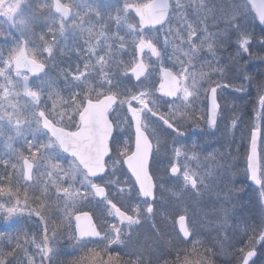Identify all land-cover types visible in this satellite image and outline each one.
Instances as JSON below:
<instances>
[{"label": "rangeland", "instance_id": "374dc122", "mask_svg": "<svg viewBox=\"0 0 264 264\" xmlns=\"http://www.w3.org/2000/svg\"><path fill=\"white\" fill-rule=\"evenodd\" d=\"M2 1L4 0H0V4ZM45 1L49 2L48 0H13L0 11V86H11L2 89L6 91V96H0V151H4L0 154V175L13 172L11 174L13 176L6 179V181L12 180L11 192H0V208L5 205L9 208L15 207L17 196L21 201L25 199V195L28 199L27 205L22 202L19 204L23 215L17 213L10 224L0 217V254L9 249V240L13 244L18 237L28 236L27 243L23 239L20 240L24 241L21 243L23 249L14 254L16 264H29L32 259L35 264L45 262L40 249L31 239L35 234L36 243L43 245L42 226L28 213L39 206L37 196L43 185L47 183L51 186L54 179L43 176L44 182L39 187L34 185L32 193L27 189L25 192L19 180L22 157L27 154L29 143L40 144L50 138L49 133L40 128L37 104L47 110L48 116L56 124L60 123L67 129L75 128L79 123V115L76 112L83 107L87 99L100 98L119 86L112 80L111 69L116 71L122 69L121 72L126 77L125 81L127 80L126 73L136 63V48L145 39L153 42L159 49L160 60L164 66L175 69L177 73L183 68L190 74L186 82L180 81V86L185 83L190 88L193 83L196 85L192 89L196 94L190 101L191 107L187 109L191 117L181 126L186 135L172 139H175L177 144L186 146L187 149H192L195 145L194 151L199 159L188 161V167L182 171L181 176L169 177L164 164L171 163L168 159L172 155L171 139L162 145L161 164L154 170L159 182L154 220L157 219L159 222L148 221L152 219L145 211L149 203L140 201L132 189L134 194L132 199L138 201L142 220L133 231V236L136 235L133 240L138 242L137 247H140L138 251L145 259L144 264L148 261H152L149 264H158L154 261L161 256L167 257L170 250L182 249L184 243L175 233V218L181 213L187 214L195 234L202 237L201 242L198 243V253L204 254L208 264H213V257L217 261L233 259V242L239 243L242 240L240 236L246 233L255 236L256 239L252 241L250 247L259 251L258 264H264V168L262 167L261 187L253 186L251 191H245L244 184L245 181L249 182L248 159L252 132L261 129L264 134V116H262L264 101L261 100V97H264V59L254 61L256 57L249 53L252 41L247 38L245 32H242V28H247L254 18L257 20L248 1L170 0L168 22L156 32L141 30L137 19L125 9L123 15L121 12L117 14L118 19L115 13L110 15L108 11L112 9L121 11L123 3L129 5L133 2L140 6L139 4L147 0H121V2L118 0L117 4L116 1L94 4L91 0H87L91 8L88 22L96 28H104L107 32L103 29L95 31L92 27L86 28L82 21L75 19L66 22L63 18L54 17L50 3L43 6ZM67 1L71 4V0ZM96 10L102 12L104 20L100 21L101 23H98L100 16L94 15ZM109 16L117 20L114 30L107 21ZM76 22L79 23L74 25ZM50 24L57 27L55 36L40 38L39 29ZM234 32L239 37L236 43L235 37L231 34ZM31 44L34 53L40 55L43 53L41 56H45L46 59L49 55L53 57L52 67L54 62V67L57 68L56 71L54 69L50 75L45 76L43 82L41 78L29 75V72L22 73L16 69L15 58L18 52L23 46L28 49ZM232 44H237L236 49L244 52L245 55H240L238 58L239 54L233 53L232 58L227 57L229 55L225 53V49ZM45 48L51 49V52H45ZM132 49L134 54L131 52ZM261 50L264 51L263 48ZM145 61L153 66L158 63L157 59L153 60L149 56ZM85 69H88L89 73L92 70L86 77V71L79 72ZM73 73L81 77L77 76L73 79ZM156 79V75L153 74L151 81L143 83L142 87L148 95L141 99H150L155 94ZM258 80L260 84H252ZM244 81L245 84L241 87ZM74 82L76 85L72 84ZM213 86L219 87V98L224 108L218 129L210 132L207 128L208 95ZM29 88L41 91L39 101L27 94ZM125 90L122 103H133L136 94L129 93L128 89ZM163 105L166 107L165 101L157 98L153 108L160 111ZM247 105H250L248 117H246ZM184 107L181 101V111ZM144 112L147 115L146 107ZM199 116H203V119H198ZM147 118L151 119L150 116ZM241 118L246 120L245 124L241 123ZM72 121L75 124H72ZM120 121H123L121 117L117 122L118 136L122 135L123 129L126 130L125 125ZM241 129L245 130V135L247 129L249 130L246 139L239 135L241 140L237 141L236 145V148L241 150L243 142L247 144L248 152L246 155L242 154L245 160L244 174L237 173L240 172L239 159L230 158V166L225 163L227 152L223 150L227 138L222 132L227 131L235 141L236 134H239ZM51 151L56 159L61 160L65 166L68 165L71 159L65 158L64 152L58 145ZM180 163L181 165L186 163L183 157ZM5 164L8 172L5 171ZM109 166V176L105 183L113 180L123 185L125 192L128 188H133L125 173H121L122 166L119 163L115 165L116 174L120 176L119 180H116L115 174L112 173L113 162L110 161ZM185 172L195 176L194 187L191 182H185L183 179ZM108 187L112 194L111 184H108ZM112 196L120 199L116 194ZM5 199L9 200V203ZM81 206L92 207L83 202ZM129 210L131 211L132 208L129 207ZM46 215L52 216L55 213L48 211ZM48 235L51 239L50 227ZM66 241L62 238L52 239L56 253ZM137 247L130 251L134 252ZM246 252L242 254L239 264L242 263ZM174 255L176 256V253Z\"/></svg>", "mask_w": 264, "mask_h": 264}, {"label": "snow or ice", "instance_id": "6c2138e0", "mask_svg": "<svg viewBox=\"0 0 264 264\" xmlns=\"http://www.w3.org/2000/svg\"><path fill=\"white\" fill-rule=\"evenodd\" d=\"M137 48L138 50L140 48L151 50L152 53H155L158 63L156 66L151 63L135 64L126 75L131 76L137 84L142 81L148 83L151 81L152 75H156L155 94L150 99H141L148 93L140 91L133 97L131 107L138 109L137 114L133 116L132 112H128L126 116L128 125L132 129V143H126L124 135H117L114 124L113 135L108 144L109 150L100 166H95L92 158L81 153L77 148L64 145L52 127L53 122L37 104L40 128L50 133V138L47 142L40 144L30 142L27 154L22 157L21 167L24 168V179L27 182L25 192L27 186L33 184L35 179L33 173L37 168L42 170L40 175H46L49 179H54L51 186H48L47 183L43 185L38 196L39 206L28 213L34 216V219L39 221L42 226L43 245L36 243L35 234L32 235L31 239L35 246L40 249L44 260L48 264H51L56 252L52 245V239L57 238L66 239L69 247L78 249L82 253L81 255H69L65 264H128L123 259L122 252L126 238L130 240L134 229L142 223L139 204L138 201L132 199L134 195L132 188H128L125 192L123 185L117 184L113 180H108L105 183V180L109 176L108 162L110 161L113 162L112 173L115 174L116 180L120 179V176L116 174L115 165L117 163L124 168L125 175L130 174L125 159L130 157L131 153L136 152L137 139L140 142L141 166L143 167L146 161V175L151 178V187L144 186L142 179H137L134 187L139 200L147 199L150 201L145 209L149 216L156 211L154 170L161 164L162 145L171 139L172 155L168 158L171 163L164 164L169 177L181 176L182 171L188 167V161L199 159L194 151L195 145L192 146V149H187L186 146L177 144L175 139H172L186 135L181 126L191 117L187 109L191 107L190 101L196 94L192 90L196 87L195 83L191 88L185 83L171 92L159 91L164 79H175L179 84L181 80L186 82L190 74L183 68L181 72L176 73L164 66L160 60L159 49L151 42L138 45ZM45 52L50 53L51 49L45 48ZM46 69L47 64L37 62V67L33 69V73L40 74L45 72ZM157 69L159 70L157 71ZM73 76L75 77V74ZM9 87L11 86H0V96H6V91L2 89ZM212 91L214 93L216 90L212 89ZM27 94L37 101L41 98V91L29 88ZM157 98L164 100L166 104V107L161 108L160 111L153 108ZM261 100L264 101V97H261ZM181 101L185 105L182 111L180 109ZM211 101L213 105L212 113L207 123L214 130L217 124L218 101L215 96H212ZM138 106L146 107L147 115H145L144 107L138 108ZM253 115L255 116V113ZM148 116L151 117L150 120L147 118ZM198 119L202 120L203 116H199ZM172 133L175 135H171ZM57 144L61 146L66 159L69 156L71 157L67 166L52 154L51 150ZM181 157L186 162L184 165L180 163ZM5 167H7V164H5ZM183 179L185 182H191L193 187L196 184L195 176L190 172H185ZM108 184L112 186V194L120 197L119 200L112 198ZM2 191L11 192L10 185L0 184V192ZM16 200L15 207L9 208L5 205L0 208V217H3L6 223L10 224L17 213L23 215L19 204L22 202L27 205V195H25L23 201H20L18 196ZM81 202L90 204L92 207L81 206ZM129 207L132 208L131 211ZM48 211L54 212L55 215H46ZM175 219L176 222L183 221L185 225L183 229L177 227L178 238L190 244L191 247L178 250L175 259L172 261H169L167 257H163L162 264H199L197 251L199 240L189 223L187 214H178ZM49 227L51 229V239L48 235ZM21 239L27 243L28 236L18 237L15 244H12L9 240V249L0 254V264H16L14 254L18 248L23 247L20 243ZM29 264H35L34 259L30 260Z\"/></svg>", "mask_w": 264, "mask_h": 264}, {"label": "water", "instance_id": "95a60500", "mask_svg": "<svg viewBox=\"0 0 264 264\" xmlns=\"http://www.w3.org/2000/svg\"><path fill=\"white\" fill-rule=\"evenodd\" d=\"M253 8L255 9L259 22L264 25V0H249ZM133 9L137 17L140 20L141 26L145 28L159 27L161 26L169 17V0H153L149 4L143 7H128ZM56 10L61 12L66 19L71 16V10L69 7L64 6L59 0L56 1ZM146 48L139 49V63H144L142 59V52ZM155 54V53H154ZM27 56L26 51L23 52L17 58V68L22 69L23 59ZM32 63V68L37 67V62L28 59ZM145 64V63H144ZM44 73V72H43ZM42 74V73H40ZM35 74V75H40ZM179 86L175 79H164L163 83L160 85V91L171 92ZM216 91H210L209 95V111L208 120L212 113V96H215L218 101L217 105V123L221 110V106L218 100V88H213ZM117 98L114 96H106L98 102L88 101L84 111L81 113L82 126L77 132H72L52 124V127L56 135L63 141L64 145L72 146L77 148L81 153L87 154L93 160L95 166H100L103 163V158L107 156L109 140L113 134V125L109 119V112L116 105ZM133 116L137 112H132ZM208 127L210 130L214 131L212 127ZM261 142V131H254L252 137L251 153L249 158V177L251 183L255 186L261 185V161H260V151L259 145ZM130 161V162H129ZM125 164L128 166V170L134 177L135 181L137 179H142L144 181V186L151 187V178L147 177V167L146 161L143 167L141 166L140 157V142L137 139L136 152H133L130 157L125 159ZM157 189V187H156ZM87 226V225H86ZM183 229L185 227L183 221L177 222V227ZM258 258V251H249L242 264H252Z\"/></svg>", "mask_w": 264, "mask_h": 264}, {"label": "trees", "instance_id": "16d2710c", "mask_svg": "<svg viewBox=\"0 0 264 264\" xmlns=\"http://www.w3.org/2000/svg\"><path fill=\"white\" fill-rule=\"evenodd\" d=\"M122 15H123V13H122ZM111 23H112V25H116L117 20H115L112 17ZM242 32H245L247 38H250L251 41H252L251 47L249 49V53H251L252 56L256 57V58H254V61L256 62V61H258L260 59H264V51L261 50V48L264 49V42H262V41H264V30L256 22V19L254 18V20H252V22L250 23V25L247 28H242ZM231 34H233V36L235 37V43H236L237 39L239 38V37H237V33L234 32V33H231ZM234 44H232L231 46H228L225 49V53L227 55H229L227 57H231L232 58L234 56L233 53L239 54L238 58L240 57V55H245L244 52H239L236 49L237 48V44L236 45H234ZM238 58L236 60H238ZM236 60H235V62H236ZM248 60L249 59L247 58V61ZM54 69L56 71L57 68L54 67V66L52 67V65H50V68L48 69L49 71H48L47 74L50 75L51 71H53ZM111 70H113V71H111L113 82L114 83L116 82V84L119 85L116 89H114V92L117 93V94H121L122 93L121 97H123L122 95L126 93L125 89H128L129 93H131V94L138 93V92H140L142 90V88H143L142 85L133 83L132 78L129 75L127 76V80L125 81L126 77H125V74H123L121 72L122 69H121V71L120 70L116 71L114 69H111ZM242 80H244V79H242ZM260 83L261 82L258 80V81H256L255 83H252V84L256 85V84H260ZM244 84H245V81L243 82L241 87ZM43 109L46 110L45 108H43ZM248 115L250 116V108L249 107H247V109H246V117H248ZM262 116H264V110H263V115ZM242 118L240 119V121H241V123L245 124L246 120L244 121V120H242ZM76 120H77V118H76ZM248 132H249V130L247 129L246 135H245V130H242V129L239 130V134H236L235 141L229 136V133L227 131H223L222 132V133H224L226 135V138H227V141L224 140L226 142V144L223 146L224 152H227V157H226L227 160L225 161V163L230 166L231 165L230 164V158H233L235 160L239 159L240 172H237L239 174H244L245 173V160H244V158H242V154L246 155L247 152H248V148H247V144L245 145L244 142H243L241 150H238V148H236V145H237V141L241 140L239 138V135L241 134L242 137L243 138L245 137V139H246V136L248 135ZM222 133H221V139H222ZM260 151H261L262 167L264 168V134H263V131H262V141H261V145H260ZM239 153H241V155ZM236 154H237L238 157H236ZM244 184H245V187H246L245 191H251L253 189L252 188L253 185L250 182L245 181ZM134 190H136V189H134ZM259 199H260V197H259ZM150 217H152L153 220L151 219V220H148V221L159 222V221H157V219L154 220L155 219V212ZM175 233H176V236L178 237L176 226H175ZM198 236L196 235V237L198 238L199 242H201L200 239L202 237H200V236L198 237ZM240 237L242 238V240L239 243H236V244H235V241H234L233 245H232V249L234 247V251L232 253L233 259H231L229 261H226L225 259H223L221 261H217V259H214V257H213L212 258V263L214 264V262H216L217 264H239V260H240V258H242V254L244 252L252 249L251 248L252 247L251 246L252 241L256 239L255 236H251V235H249L247 233L245 235L242 234V236H240ZM133 238H136V235L132 236V238L130 240L126 239V243L124 245V250L122 252L123 259L125 261H127L128 264H144V260L145 259L142 256V254L139 253V251H138L140 249V247H137L138 242L133 240ZM15 242L13 244H15ZM183 243H184V245H183L182 249L185 248V247H187V248L191 247L190 244H189V246H187L188 244L186 242L183 241ZM136 247H137V249L134 252L130 251V249H135ZM177 251H178V249L170 250V252L167 255V259L169 261L174 260L175 259L174 253H177ZM197 251H198V245H197ZM72 254L81 255L82 253L78 249H73V248L69 247L68 242L66 241L65 243L62 244V246L60 247L58 252L54 253V258L52 259L51 264H65V261H66L67 257L69 255H72ZM181 254H183V253H181ZM137 258H139V259H137ZM198 259H199V264H208L206 258L204 257V254L201 253V252L198 253ZM257 261L255 263H253V264H258ZM151 262L152 261H148L147 264H149ZM154 263L162 264V256L160 258L156 259L154 261ZM44 264H48V262L45 261Z\"/></svg>", "mask_w": 264, "mask_h": 264}, {"label": "flooded vegetation", "instance_id": "af4514ba", "mask_svg": "<svg viewBox=\"0 0 264 264\" xmlns=\"http://www.w3.org/2000/svg\"><path fill=\"white\" fill-rule=\"evenodd\" d=\"M11 1H13V0H5V1H2V3L0 4V11L1 10H3L4 9V7L5 6H7L8 4H9V2H11ZM52 1V10L54 11V0H49V3ZM73 1H75V0H73ZM48 10H49V7H48ZM83 10V9H82ZM87 10H88V8H87ZM73 11V12H72ZM72 11H71V17H70V19L73 21L74 19L76 20V21H82V23H84L85 25H87L86 24V21L88 20V18H89V16H88V14H86V16L85 17H82V16H80V15H77V13H75L74 12V10H73V7H72ZM83 12H84V10H83ZM89 12V11H88ZM96 15H99L100 16V20H104V18L102 17V12H100V11H97L96 13H95ZM54 15H56V16H58L59 18H61V15L60 14H55L54 13ZM60 15V16H59ZM79 22H76L74 25H77ZM98 23H101L100 21H98ZM120 26V28H119V35H120V37H121V24L119 25ZM57 27H55L53 24H50V25H48L47 27L45 26V27H43V28H40L39 29V31H40V36L42 37V36H49V37H51V36H55V29H56ZM31 46V50H30V52H31V54H29V56L30 57H33V58H36V57H34L35 55H34V53H33V50H32V44L30 45ZM45 60H46V58H45V56H43V59H40L39 61H41L42 63H44V64H46V62H45ZM48 66V65H47ZM31 67L29 66V64H26L25 65V70H24V72H30L31 70ZM117 107V106H116ZM114 108L112 111H111V117L110 118H112V123H113V125L115 124V126H116V133L117 132H119L118 131V125H117V122L115 121V116L116 115H121V110L120 109H118V108ZM129 107L130 106H128L127 107V109L129 110ZM79 127H77L75 130H77ZM122 135H124V137H125V142L126 143H128V144H131L132 143V129H131V127L128 125L127 127H126V133H122ZM127 138H129V139H127ZM39 168H37L36 170H35V172L33 173V175H34V177H35V179H34V181H33V184L32 185H30V186H27V190H29V193H32L33 192V186L34 185H37L38 187L42 184V181H43V177H42V175H40V173H41V170H40V173H39ZM2 175H0V177H1ZM5 177H7V175H4ZM21 176V175H20ZM22 178L24 179V169H23V172H22ZM21 179V178H20ZM20 183H22L21 181H20ZM11 184V182L10 183H7L6 185H10ZM23 185H24V189L26 188V185H27V182L25 183V182H23ZM38 196H39V192H38ZM38 196H37V198H38ZM38 204H39V199H38V202H37ZM24 241H20V243H23ZM21 249H23V247L22 248H18V251H20ZM38 263H39V261H38Z\"/></svg>", "mask_w": 264, "mask_h": 264}]
</instances>
